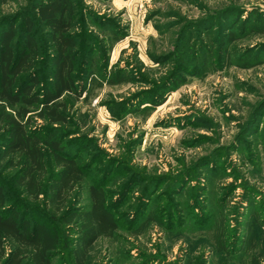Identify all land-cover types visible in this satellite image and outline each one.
<instances>
[{"label": "rangeland", "instance_id": "obj_1", "mask_svg": "<svg viewBox=\"0 0 264 264\" xmlns=\"http://www.w3.org/2000/svg\"><path fill=\"white\" fill-rule=\"evenodd\" d=\"M86 3L127 26L123 38L111 36L108 74L115 66L125 68L132 44L154 77L165 69L150 57L160 44L146 20L159 0ZM209 5L228 13L226 33L233 32L234 40L212 32L216 49L222 42L220 52L137 103L139 97L125 99L152 85L100 79L90 102L80 104L92 129L82 126L63 139L94 184L117 191L130 181L123 197H110L116 236L98 239L85 264H264V0ZM182 9L195 19L204 15ZM146 203L138 216L137 207ZM145 220V229L133 234ZM60 259L71 264L66 249Z\"/></svg>", "mask_w": 264, "mask_h": 264}, {"label": "trees", "instance_id": "obj_2", "mask_svg": "<svg viewBox=\"0 0 264 264\" xmlns=\"http://www.w3.org/2000/svg\"><path fill=\"white\" fill-rule=\"evenodd\" d=\"M159 1L146 15L160 44L150 57L165 66L154 77L134 44L125 68L107 73L111 36L119 40L127 30L118 16L97 14L86 0H0V264H62L63 249L71 264H85L98 239L116 236L110 197H123L130 181L117 191L94 184L63 143L66 133L92 129L80 104L90 102L100 79L152 85L125 99L139 97L137 103L163 93L220 52L217 37L235 39L226 33L228 13L211 9L210 0ZM182 5L204 15L195 19ZM146 207H137V215Z\"/></svg>", "mask_w": 264, "mask_h": 264}]
</instances>
